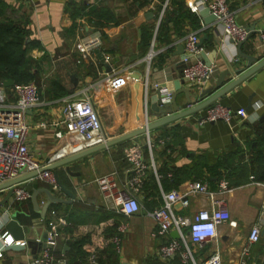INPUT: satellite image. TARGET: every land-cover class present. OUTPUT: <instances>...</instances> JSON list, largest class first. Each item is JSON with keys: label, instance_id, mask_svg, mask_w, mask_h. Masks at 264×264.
<instances>
[{"label": "crops", "instance_id": "obj_1", "mask_svg": "<svg viewBox=\"0 0 264 264\" xmlns=\"http://www.w3.org/2000/svg\"><path fill=\"white\" fill-rule=\"evenodd\" d=\"M1 1L5 9L0 18L9 17L24 22L28 31L25 44H33L28 55L37 63L32 72L36 74L33 83L38 87L40 104L26 112V122L30 126L27 144L30 152L47 165L96 147L88 145L77 134H66L61 126L38 128L37 124L53 121L58 116L62 99L72 95L79 98L80 88L98 77L100 72H108L110 67L115 70L116 76L92 98L102 127L111 136L109 140L138 130L144 121L145 112L154 120L153 123L159 120L152 109L154 104L150 102L148 73L157 68L165 57H171L179 45L183 46V41L189 34L196 32L199 41L202 39L201 47L206 58L216 66V72L208 80L211 85L224 70L243 69L246 72L249 69L247 59L238 54L237 45L223 36L220 24L214 21L206 25L198 14L196 22L182 17L172 0ZM180 1L187 7L193 0ZM228 2L239 25L247 29L254 27L256 32L264 30V0ZM81 4L86 7L85 11L89 8L103 10L113 23L99 27L85 20L81 35L86 36L95 31L100 33L102 50L110 56V67L95 66L87 59L82 61L81 67L75 62V31L81 17L73 18L72 13L73 7ZM145 29L152 34L147 42L144 39ZM256 32L241 47L243 55L255 58L256 62L252 66L264 60V46ZM214 50L215 54L212 53ZM150 53L151 60L148 64L147 56ZM99 56V52H96L94 59ZM239 76L241 74L236 75ZM72 77L77 85L69 93L73 87ZM3 83L0 87L5 90L8 103H11L13 86L4 87ZM52 84L54 87H51ZM59 87L65 89L66 94L54 97L57 92L61 93L57 91L60 90ZM202 87H190L191 98L196 106H201L211 96L199 99ZM175 103L178 107H184L183 93L175 97ZM214 104H221L232 110L243 108L247 118L242 120L234 116L229 124L221 121L199 124L198 119ZM263 130L264 66L216 101L184 118L151 130L148 133L152 143L150 151L144 145L145 136L139 135L67 163L72 175L65 171V166L57 167L55 172L59 182L65 190L75 195L70 203L69 196L60 188L52 191L46 183L39 180H27L21 186L31 194L47 188L54 197L65 202L51 203L43 218L51 219L50 213L54 211L66 220V225L61 229L62 236L56 239L55 246L51 248L56 257L64 256L68 262L74 261L75 264H88V253L93 250L97 256V264H138L140 260L156 257L157 249L172 240L170 234L157 236V227L150 216L154 208L162 205V194L166 193L162 190L158 176L155 178L152 172L155 179L151 180V185L145 186V190L154 199L144 201L141 194L138 197L140 210L130 217L110 210L93 180L114 173L118 184L122 185L129 177L130 168L123 158V150L136 141L143 146L144 158L153 163L155 173L157 170L166 171L172 167L190 170L195 167L196 162L208 169L215 167L216 176L202 168L197 169L203 175L202 180L194 179V176L183 177L176 191L188 200V207H182L177 202L173 205V211L175 214L190 217L200 210H214L222 206L229 219L217 227V236L212 242L196 251L195 258L198 262L203 261L217 250L222 264H235L264 205L263 183L256 182L263 164L260 160L252 162ZM167 134L175 137L167 140L172 145L170 151L163 152L167 142L164 137ZM159 140H163V144H159ZM207 178L214 183H208ZM222 181L227 183V190L220 188ZM193 182L206 183L208 194L192 193ZM5 192L6 190L0 192V203ZM36 201L38 209L41 210L47 203V197L44 193L37 192ZM6 217H13L24 232L32 229L36 242L47 230L42 226H32L31 218L40 216L35 212L31 200L18 203L10 197L0 206V224ZM121 223L128 225V232L119 244L118 252L110 239ZM1 234H5L7 241L11 238L13 243L6 246L0 238V264H29L30 259L43 250L38 244L33 248L15 245L14 242L20 240H14L0 225ZM80 239L86 240L82 246V257H78L72 247L73 242ZM249 261L253 264H264V223L258 242L250 250Z\"/></svg>", "mask_w": 264, "mask_h": 264}, {"label": "built area", "instance_id": "obj_2", "mask_svg": "<svg viewBox=\"0 0 264 264\" xmlns=\"http://www.w3.org/2000/svg\"><path fill=\"white\" fill-rule=\"evenodd\" d=\"M187 8L195 14H198L202 9H207L210 15L214 17V21L222 26L223 36L235 45L243 42L248 36V29L236 22L228 0H193L187 4ZM84 25V17L79 18L75 31L76 41L73 47L77 66L81 67L82 61L87 59L92 61L95 66L110 67V56L102 50L103 41L100 33L95 31L89 35L81 36ZM258 39L264 46V30L259 32ZM198 43L199 38L196 32L189 34L183 41L185 53L195 57L204 52ZM96 52H99L100 56L94 59ZM150 60L151 53L147 56L148 64ZM215 72V65L205 66L202 62L197 61L195 64L186 66L183 69V77L190 87L197 88L203 86ZM115 74V70L111 67L108 72H100L98 77L85 83L80 88L78 91L79 98L72 95L60 101L58 116L53 121L48 124L40 122L37 127L56 128L61 126L66 134H77L90 146L105 144L111 136L103 129L97 111L93 107L92 98L104 88L111 78L116 76ZM11 96L13 101L8 103L5 90L0 87V186L48 166L30 152L27 144L30 126L26 122V112L40 104L38 87L33 82L13 85ZM169 100L170 96L166 93L162 103H167ZM234 116L242 120L247 118L246 111L243 108L232 110L221 104H214L198 119V123L206 124L221 121L229 124ZM153 122L154 120L149 118L145 112L144 121L138 129L147 128ZM148 133L143 134V136H145L144 145L150 151L152 143ZM163 142V140L158 141L159 144H163ZM123 158L130 165V168L129 177L122 185L118 184L114 173L96 177L93 182L110 210L125 217H130L140 210L138 197L141 194V187L147 172L152 171L156 177L157 175L153 163L145 160L143 146L137 141L123 150ZM33 179L46 183L52 191L59 190L54 174L50 170L38 173L29 180ZM262 187L264 188V184H262ZM10 188L12 189L11 198L14 201L22 203L30 200V191L22 187L21 184L12 185ZM220 188L227 190V183L222 181ZM191 192L194 194H208L207 184L193 182ZM162 200V205L150 212V216L157 227L156 234L157 236H165L172 231H176L179 238L161 245L156 251V257L165 261L178 255L183 264H222L217 250L199 262L196 260L195 255L196 251L216 238L217 227L229 219L227 211L220 206L214 210L203 209L187 217L175 214L173 211V205L177 202H180L182 207H188V200L180 196L176 190L163 193ZM50 214L52 218L49 220L40 217L31 219L32 226H42L47 229L46 242L49 247L32 257L29 264H69L64 256L56 257L51 252V248L56 244V239L62 236L61 229L66 225V220L54 211H51ZM263 223L264 205L261 207L258 221L250 229L246 242L241 249L240 257L235 264H253L249 261L250 250L259 240ZM127 232L128 225L121 223L116 227L115 234L110 239L116 245L115 248L118 252L120 251L119 244ZM0 238L6 246L13 243L11 238L7 241L5 234H1ZM14 244L22 247L26 246L25 241H15ZM1 256L2 252L0 250ZM87 263L97 264V256L93 250L88 253Z\"/></svg>", "mask_w": 264, "mask_h": 264}, {"label": "water", "instance_id": "obj_3", "mask_svg": "<svg viewBox=\"0 0 264 264\" xmlns=\"http://www.w3.org/2000/svg\"><path fill=\"white\" fill-rule=\"evenodd\" d=\"M198 15L203 19V22L206 25H209L214 22V17L210 15L209 11L207 9H202L199 11ZM256 31L254 30V27H251L248 29V36L247 38L239 43L237 45V51L238 54L243 56L247 59L248 64L247 67L249 68L246 72H243V69H234L232 71L230 70H224L215 80L214 84L211 85L209 81H206L202 87V91L199 92V99H203L205 96L211 95L208 100L203 102L200 105L196 106L195 101L191 98L190 94V86L186 83V80L183 77V69L186 66L193 65L197 61L202 62L205 66H211L212 63L208 58H206V55L204 52L200 53L197 56H189L185 53L184 47L182 45H179L177 47V50L172 54L171 57L167 56L164 58L163 62L156 68L152 69V72L148 73V78L150 77V102L153 103L154 106H152L153 111L159 120L155 123L150 124L147 128H140L136 131H133L128 134H124L121 136H118L114 139L108 140L105 144H101L99 146H96L95 148H92L88 151H85L83 153L71 156L69 158H66L64 160H60L56 163L50 164L42 169H40L37 172L29 173L26 175H23L13 181L7 182L0 186V192H5V197L3 201L0 203V206L5 204L8 199L12 195V189L10 188L12 185L21 184L31 178H34L38 173H41L43 171H53L54 177L56 179V182L59 186V188L64 191L70 198L69 202L75 198V195L65 190L64 187L61 185V183L58 180L57 173L55 172V169L60 166H65V171L72 175V173L69 170V167L66 166L67 163L79 159L83 156H86L94 151L101 150L108 148L109 146L116 144L118 142H122L128 139L136 138L139 135H143L147 132H150L154 128L158 126H162L165 124H168L169 122L181 119L186 117L187 115L191 114L192 112L196 111L197 109H200L203 106H206L217 99H219L222 95L226 94L228 91L235 88L238 84H240L242 81H244L246 78H248L251 74H253L255 71H257L260 67L264 66V60L259 62L258 64H255L252 66L256 60L254 57H248L246 55H243L241 52L242 45L248 40V38L254 34ZM259 34V32H256ZM202 39L199 41L198 45L201 46ZM215 54V50L212 52ZM185 60V61H184ZM252 66V67H251ZM150 71V67L148 69ZM241 74V76L236 77V75ZM146 77V81L149 82V80ZM73 87L69 91L71 93L74 88L77 85V81L75 78L72 77L71 79ZM147 82V83H148ZM187 84V86H184V84ZM4 87H11L13 86V83L11 80H7L3 83ZM168 93L170 96V100L167 103H162V99L164 98V95ZM183 93L185 96V105L184 107H178L175 103V97ZM37 192H42L47 197V203L45 206L39 210L36 196ZM37 192H33L31 194V202L33 204L35 212H37L40 216V218H44V215L51 203H65L64 200H60L52 195L50 190L47 188H43L38 190ZM2 228L13 237L14 240H20V241H26V245L28 247L33 248L37 244L42 248L46 249L49 247L47 244V232L44 231L42 235L39 238V241L36 242L33 239V230L29 229L28 232H24L23 228L18 224V222L12 217V218H5L1 224ZM170 236L172 239H178L179 235L176 231H172L170 233ZM35 257V256H33Z\"/></svg>", "mask_w": 264, "mask_h": 264}, {"label": "trees", "instance_id": "obj_4", "mask_svg": "<svg viewBox=\"0 0 264 264\" xmlns=\"http://www.w3.org/2000/svg\"><path fill=\"white\" fill-rule=\"evenodd\" d=\"M171 2L174 6L177 7V11L180 16L189 18L193 22H196L198 20L197 14L190 12L189 9L185 7L180 0H172ZM3 9H5V5H3V2L0 0V14L2 13ZM85 9L86 7L83 4L79 5V7H73V18H75L76 16L84 17L88 23H94L99 27L113 24L110 22L108 14L103 10L89 8L85 11ZM27 34L28 31L24 22H19L9 17L0 18V86L5 80H11L13 85L26 84L35 80L36 74H34V71L32 72V70L37 67V63L28 55L29 48H31L33 44H25V41L28 38ZM151 37L152 34L149 32V30H146L144 38L146 42L150 40ZM51 87H54V84H52ZM59 88L60 90L58 89L57 91H61V93L59 94L57 92L54 97H59V95L61 97L65 96V89H63L62 87ZM174 137L175 135L167 134L164 139H166V141L169 139L173 140ZM170 143L171 142L169 141L165 142L163 152L170 151L172 147ZM252 159V162H257L260 160L263 164L261 166V169L259 170L260 175L256 182L264 184V130L262 131L261 136L258 140V147L255 150ZM202 168L209 171L212 176H216L214 172L217 168L214 167L212 169H208L206 166L204 167L203 165L198 164V162H196L195 167L190 170L172 167L166 169V171L157 170L156 174L158 176V180L162 187V190L167 192L169 190H176L183 181V177L187 178L194 176V179L202 180L203 175H200L197 171V169ZM255 174H257V171L255 172ZM155 178L154 174H152V171L147 172L146 178L141 187L142 199H144V201L148 200L149 198L151 200L154 199V197L150 196L149 193L145 190V186L151 185V180ZM207 181L211 184L214 183L208 178ZM33 218L36 217H32L31 219ZM85 241V239H80L76 240L72 244V247L75 249V254L78 257L83 256L82 246ZM146 260L147 264H183L180 261L178 255H175L165 261H162L157 257L148 258ZM69 264L75 263L74 261H70Z\"/></svg>", "mask_w": 264, "mask_h": 264}, {"label": "rangeland", "instance_id": "obj_5", "mask_svg": "<svg viewBox=\"0 0 264 264\" xmlns=\"http://www.w3.org/2000/svg\"><path fill=\"white\" fill-rule=\"evenodd\" d=\"M147 260H140V261H138V264H147V262H146Z\"/></svg>", "mask_w": 264, "mask_h": 264}]
</instances>
